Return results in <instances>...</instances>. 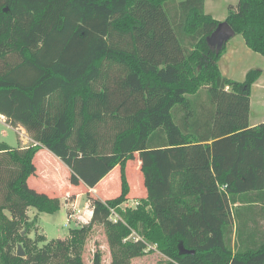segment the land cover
<instances>
[{
	"label": "trees",
	"instance_id": "16d2710c",
	"mask_svg": "<svg viewBox=\"0 0 264 264\" xmlns=\"http://www.w3.org/2000/svg\"><path fill=\"white\" fill-rule=\"evenodd\" d=\"M223 22L264 57V0H237ZM219 23L204 0H0V115L34 142L0 143V264H83L94 225L112 264L149 247L166 264H264V123H248L260 72L243 82L221 75L226 44L206 41ZM43 149L75 187L119 169V194L87 193L90 220L63 240L27 236L28 208L60 209L28 184ZM137 159L146 197L122 211ZM91 264H102L98 253Z\"/></svg>",
	"mask_w": 264,
	"mask_h": 264
},
{
	"label": "crops",
	"instance_id": "0c3cea01",
	"mask_svg": "<svg viewBox=\"0 0 264 264\" xmlns=\"http://www.w3.org/2000/svg\"><path fill=\"white\" fill-rule=\"evenodd\" d=\"M236 4L237 0H204V12L216 21L223 22L227 16V8L229 6H235ZM218 68L223 77L236 82H243L245 80L246 74L251 70H257L260 72V77L251 87L248 123L250 128L264 123V57L247 48L241 35H234L226 43L225 52L218 62ZM0 120L6 121V118L0 115ZM12 128L18 132V148L24 149L34 143L30 138V135L23 127L17 125L16 127ZM53 158L55 157L49 151L44 152L41 150L35 155L34 165L36 166V174L28 180L30 188L39 193H44L51 198H58L59 201L62 195L64 196L65 201L66 195H75L76 197L70 202L71 207H75L76 204L78 205L81 203L82 197H84V195L87 193L91 197L100 201L112 199L108 197L110 195L113 196L115 193L109 187L112 182L116 181L118 178V173L116 170L117 168L112 170L92 189L86 188L82 184L75 187L69 185L67 181H53L51 177L48 176V172L46 171L47 162H52ZM56 160L59 159L56 158ZM135 162L137 163L136 165L138 167L137 174L141 178L139 171L140 162L138 159ZM67 177L68 176L66 172V180ZM59 190L64 191V194H61ZM130 192L132 193L133 190L131 189ZM145 197L146 192L142 190L140 193L137 192L135 196L129 197L128 201L133 202L144 199ZM84 204L89 208V210L92 209L88 205L87 201H85ZM29 209L30 208H28L26 211L28 219L30 217ZM90 218L91 217H89V220Z\"/></svg>",
	"mask_w": 264,
	"mask_h": 264
},
{
	"label": "rangeland",
	"instance_id": "374dc122",
	"mask_svg": "<svg viewBox=\"0 0 264 264\" xmlns=\"http://www.w3.org/2000/svg\"><path fill=\"white\" fill-rule=\"evenodd\" d=\"M175 122H178V120L175 119ZM18 137V132L14 128L6 124V121L0 120V143H5L11 148L17 149L19 147ZM43 151L46 152L48 150L43 149ZM136 164L137 163L134 162L130 163L127 166L128 183L130 186V190H133L132 193L130 192L128 198L131 196H135L137 192L140 193L142 190L145 191L142 183V177L140 178L137 174L138 167ZM116 170L118 173V178L116 179V181L112 182L109 187L113 190L115 194L113 196L110 195L108 198H113L117 196L120 192L119 169ZM46 171L48 172V176H50L53 181H67V183L69 184L68 177L67 180L65 179L66 172L68 176L69 171L66 169L65 165L62 164V162L56 160V157L53 158L52 162H47ZM3 180H6V176L4 177L3 173L0 172V204L3 200ZM59 192L61 194H64V191L59 190ZM86 196L87 195H84V197H82V202L78 205L76 204L75 206V209L77 208L75 212L77 213V221H75L73 217L70 219L68 218V213H71L70 202L76 197L75 195H66V201L64 196L62 195L60 197V209L54 214L39 213L35 209L30 208L29 219L30 221H32L34 218H36V224L34 225L32 230L27 234V236L30 239H34L36 235H43L47 239V241L67 239L70 230L75 229L80 225L86 224L89 221V208H86L84 204L87 199ZM138 202L139 200L133 202L126 201L125 203L120 205L118 209L122 211L127 208L134 209L135 207H137ZM4 214L9 216L7 211H5ZM115 214L118 215L116 210ZM236 222V219L233 218L234 228L236 227ZM22 233L24 235L25 230H23ZM132 236L135 237L136 234L133 233ZM148 250H151L152 252L147 253L142 257L131 259L130 261L124 264H166L167 259L162 256L158 251H156L155 247H149ZM95 253H98L101 256L102 264H112L110 248L107 242L105 230L100 225L93 226L92 231L84 244L82 251L83 264H91L92 257Z\"/></svg>",
	"mask_w": 264,
	"mask_h": 264
},
{
	"label": "water",
	"instance_id": "95a60500",
	"mask_svg": "<svg viewBox=\"0 0 264 264\" xmlns=\"http://www.w3.org/2000/svg\"><path fill=\"white\" fill-rule=\"evenodd\" d=\"M233 36H234V32L230 28V26L226 22H221L219 23L215 31L206 39V41L211 48L219 50ZM21 235H23V233H21ZM178 249H179L180 254L193 253V252L186 251L183 248L182 243H179ZM16 256L20 258L24 257V252L20 246L17 248Z\"/></svg>",
	"mask_w": 264,
	"mask_h": 264
},
{
	"label": "built area",
	"instance_id": "2783aa9c",
	"mask_svg": "<svg viewBox=\"0 0 264 264\" xmlns=\"http://www.w3.org/2000/svg\"><path fill=\"white\" fill-rule=\"evenodd\" d=\"M75 212H76L75 207L74 206L71 207V213H68V218L70 219L73 217L74 220H77V213H75ZM88 214H89V217L92 216V209H90V210L88 209ZM110 220H112L114 222H116L117 220H120L119 216L115 214V210H113V209L110 210Z\"/></svg>",
	"mask_w": 264,
	"mask_h": 264
}]
</instances>
